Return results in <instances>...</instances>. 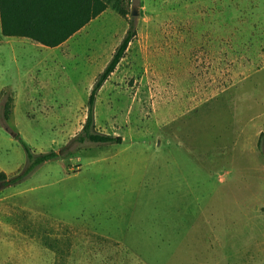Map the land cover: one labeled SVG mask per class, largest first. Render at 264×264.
Wrapping results in <instances>:
<instances>
[{
    "label": "rangeland",
    "instance_id": "1",
    "mask_svg": "<svg viewBox=\"0 0 264 264\" xmlns=\"http://www.w3.org/2000/svg\"><path fill=\"white\" fill-rule=\"evenodd\" d=\"M124 9L56 47L0 32L4 182L22 142L59 156L0 183V264H264V0ZM131 26L94 103L96 131L122 141L78 143Z\"/></svg>",
    "mask_w": 264,
    "mask_h": 264
},
{
    "label": "trees",
    "instance_id": "2",
    "mask_svg": "<svg viewBox=\"0 0 264 264\" xmlns=\"http://www.w3.org/2000/svg\"><path fill=\"white\" fill-rule=\"evenodd\" d=\"M126 0H0V32L4 37L26 38L46 47H56L65 42L92 19L99 16L108 5L125 15ZM133 26L129 27L121 43L113 52L111 59L96 78L87 102L85 122L74 138L78 143H120V136L103 134L95 129L94 103L96 95L104 82L115 70L125 51L134 38ZM9 106H5L6 114ZM18 138V136H16ZM26 154V166L23 172L4 182L6 175L0 173V182L7 186L28 176L42 163L58 158L55 152L33 154L23 143Z\"/></svg>",
    "mask_w": 264,
    "mask_h": 264
},
{
    "label": "water",
    "instance_id": "3",
    "mask_svg": "<svg viewBox=\"0 0 264 264\" xmlns=\"http://www.w3.org/2000/svg\"><path fill=\"white\" fill-rule=\"evenodd\" d=\"M132 15H135V12H133ZM7 132L10 134L11 137H16V134L14 132L10 130L9 131L7 130Z\"/></svg>",
    "mask_w": 264,
    "mask_h": 264
},
{
    "label": "flooded vegetation",
    "instance_id": "4",
    "mask_svg": "<svg viewBox=\"0 0 264 264\" xmlns=\"http://www.w3.org/2000/svg\"><path fill=\"white\" fill-rule=\"evenodd\" d=\"M1 183V182H0ZM1 185V184H0Z\"/></svg>",
    "mask_w": 264,
    "mask_h": 264
}]
</instances>
